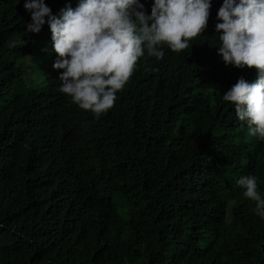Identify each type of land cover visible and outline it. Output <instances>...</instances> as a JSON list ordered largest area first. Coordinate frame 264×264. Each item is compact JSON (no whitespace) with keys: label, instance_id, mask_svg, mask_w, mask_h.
I'll list each match as a JSON object with an SVG mask.
<instances>
[{"label":"trees","instance_id":"trees-1","mask_svg":"<svg viewBox=\"0 0 264 264\" xmlns=\"http://www.w3.org/2000/svg\"><path fill=\"white\" fill-rule=\"evenodd\" d=\"M22 2L0 0V264H264L237 184L264 196V141L222 98L256 70L223 66L214 20L196 52L145 53L96 119L59 92L51 31L25 33Z\"/></svg>","mask_w":264,"mask_h":264},{"label":"clouds","instance_id":"clouds-1","mask_svg":"<svg viewBox=\"0 0 264 264\" xmlns=\"http://www.w3.org/2000/svg\"><path fill=\"white\" fill-rule=\"evenodd\" d=\"M218 6V0L22 2V9L31 15L25 33H39L44 24L51 31L57 54L53 67L63 69L56 77L59 92L96 119L118 105V93L145 53L163 59L169 49L177 54L196 52L205 31L213 33L214 20L218 54L225 63L217 56L218 65L256 70L255 80L241 76L222 98L246 122L248 134L264 141V0H223ZM25 44L18 38L10 46ZM220 80L217 75L213 84ZM237 184L244 189L243 196L255 202V214L264 219V196L257 177L243 176Z\"/></svg>","mask_w":264,"mask_h":264}]
</instances>
